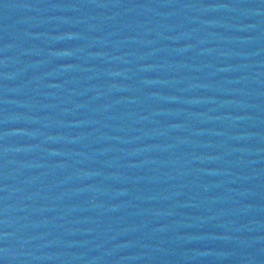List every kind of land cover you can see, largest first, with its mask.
<instances>
[{
  "label": "water",
  "instance_id": "water-1",
  "mask_svg": "<svg viewBox=\"0 0 264 264\" xmlns=\"http://www.w3.org/2000/svg\"><path fill=\"white\" fill-rule=\"evenodd\" d=\"M0 264H264V0H0Z\"/></svg>",
  "mask_w": 264,
  "mask_h": 264
}]
</instances>
